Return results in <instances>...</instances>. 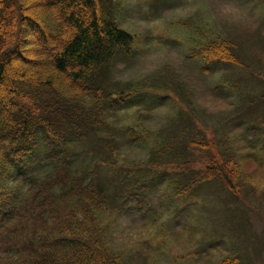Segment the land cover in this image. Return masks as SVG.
<instances>
[{"label": "trees", "instance_id": "1", "mask_svg": "<svg viewBox=\"0 0 264 264\" xmlns=\"http://www.w3.org/2000/svg\"><path fill=\"white\" fill-rule=\"evenodd\" d=\"M114 9V0H0V264H148L112 246L102 221L115 199L104 176L126 183L135 175L131 191L178 180L172 194L183 196L189 186L220 180L240 194L235 157L222 160L228 151L219 153L191 111L165 144L140 129L139 119L136 128L114 131L111 119L146 97L106 87L111 67L134 44L113 21ZM200 41L188 56L209 73L243 65L230 39ZM151 143L147 163L134 170L120 164L119 148Z\"/></svg>", "mask_w": 264, "mask_h": 264}, {"label": "rangeland", "instance_id": "2", "mask_svg": "<svg viewBox=\"0 0 264 264\" xmlns=\"http://www.w3.org/2000/svg\"><path fill=\"white\" fill-rule=\"evenodd\" d=\"M114 3L113 21L133 36L134 44L132 55L111 67L106 87L150 95L114 116V131L136 128L139 119L140 129L165 144L180 131L179 117L187 109L199 130L220 144L219 153L228 151L222 160L235 157L241 189L235 195L223 181H204L176 197L166 183H156L152 192L145 187L131 191L135 175L126 183L122 179L108 183L109 176H104L102 183L108 184L115 199L109 220L102 221L109 224L112 246L140 253L148 264H220L233 256L240 264H264V0ZM198 39L201 44L230 39L243 65H222L209 73L197 59L188 58ZM39 57L45 59L46 50ZM18 65L14 61L8 77ZM155 95L169 96L153 104L150 98ZM117 141L121 147L124 140ZM124 147L125 151L119 148L120 164L134 170L150 159L154 143ZM179 184L172 186L173 191ZM120 202L123 207L117 209Z\"/></svg>", "mask_w": 264, "mask_h": 264}]
</instances>
